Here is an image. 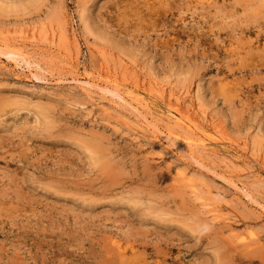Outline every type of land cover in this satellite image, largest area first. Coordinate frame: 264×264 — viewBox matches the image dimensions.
Listing matches in <instances>:
<instances>
[{
  "label": "rangeland",
  "instance_id": "1",
  "mask_svg": "<svg viewBox=\"0 0 264 264\" xmlns=\"http://www.w3.org/2000/svg\"><path fill=\"white\" fill-rule=\"evenodd\" d=\"M254 1L0 0V264H264Z\"/></svg>",
  "mask_w": 264,
  "mask_h": 264
},
{
  "label": "bare ground",
  "instance_id": "2",
  "mask_svg": "<svg viewBox=\"0 0 264 264\" xmlns=\"http://www.w3.org/2000/svg\"><path fill=\"white\" fill-rule=\"evenodd\" d=\"M240 1V0H239ZM249 1V0H248ZM256 1V0H255ZM254 1V2H255ZM260 1V0H259ZM251 2V1H250ZM260 2H262V0L260 1ZM258 4H259V2H258ZM257 4V5H258ZM262 4V3H261ZM251 5H253L252 3H251ZM245 6V5H244ZM249 6H250V4H249ZM254 6H255V4H254ZM263 6V5H262ZM246 7H247V4H246ZM251 7V6H250ZM258 8H259V6H258ZM262 9H263V7H262ZM0 54H2V55H5V56H7V58H9V59H11V60H13L14 61V65L15 66H19V67H21V68H28V69H30L31 70V67L33 68V65H31V63H30V61L28 60V58L27 57H25V56H23V55H21V54H19V53H16V52H14L13 50H5V49H0ZM10 60V61H11ZM76 77H78V76H76ZM83 77V76H82ZM73 79V78H72ZM75 79V78H74ZM82 79H84V78H82ZM82 79L80 80L79 78H76L75 80L77 81V82H81L82 81ZM74 81V80H73ZM56 82H59V81H57L56 80ZM83 83V82H82ZM85 83V82H84ZM88 85V84H87ZM87 85H86V87H87ZM88 86H90V85H88ZM101 86V85H100ZM90 89V88H89ZM100 89V88H99ZM102 89V88H101ZM108 90V89H107ZM103 91V90H102ZM106 91V90H105ZM104 92V91H103ZM134 92V93H133ZM132 93L133 94H135L136 96H137V98L140 100V101H145L146 102V104H151V106H152V109H155L156 111H158L159 110V108H158V102L157 101H154V100H152V97H150V95H143V97L140 95L141 93L138 91V90H135V91H133ZM107 93H108V91H107ZM110 93V92H109ZM118 93V92H117ZM116 93V94H117ZM114 94V93H113ZM111 95H112V93H111ZM119 95V94H118ZM117 95V96H118ZM122 95V94H121ZM121 95H119V96H121ZM118 96V97H119ZM121 99H122V97H120ZM124 99H125V97H124ZM126 100V99H125ZM128 100V99H127ZM133 100V99H132ZM132 100H130L129 101V103L128 104H130V105H132V106H134V104L132 103ZM152 100V101H151ZM138 101V100H137ZM125 102V101H124ZM126 102H128V101H126ZM131 106V107H132ZM137 107V106H136ZM138 108V107H137ZM136 108V109H137ZM132 109H133V107H132ZM137 110H139V108L137 109ZM165 112H163V114L162 115H166V117L167 118H169V120H170V122L172 121V122H182V123H186V121L184 120V116H182V114L181 113H178V112H176V111H174V110H171L170 108L169 109H166V110H164ZM142 113V112H141ZM138 114H139V112H138ZM145 118V117H144ZM147 122V121H146ZM189 125H191V124H189ZM159 127V126H158ZM160 129V128H159ZM161 130V129H160ZM159 132H161V131H159ZM158 133V132H157ZM162 133H164V131L162 130ZM172 133H168V134H166L167 136H169V135H171ZM163 136H165L164 134H162ZM163 136H161V137H163ZM200 138H201V140L202 141H205V142H211L210 144H213V145H217V143H218V141H217V139L216 138H214L213 136H210V135H206V134H204V136H199ZM167 137H165V139H166ZM173 138V137H172ZM163 139V138H162ZM167 139H169V137L167 138ZM166 139V140H167ZM171 139V138H170ZM176 139H177V136H176ZM184 140V139H183ZM170 141V140H169ZM180 141V140H179ZM171 142V141H170ZM184 142H186L185 140H184ZM164 143V142H163ZM179 143V142H178ZM172 144H173V142H172ZM185 149V148H184ZM184 149H181V150H184ZM180 150V153L182 154L184 151H181ZM183 155H185L184 153H183ZM189 155V154H188ZM191 155V154H190ZM186 156H187V154H186ZM188 185L190 184V183H187ZM195 184V183H194ZM196 185V184H195ZM236 185V184H235ZM191 186V185H190ZM238 186V185H237ZM237 188H239V187H237ZM244 188V187H243ZM194 190V189H193ZM243 190V189H242ZM195 191V190H194ZM244 191V190H243ZM202 195V194H201ZM201 196H199V198H200ZM210 202V201H209ZM209 202H203V205H207V206H211V204L209 203ZM207 211L208 212H213V216H215L216 218H218V217H220L221 215H223L222 213H221V211L219 210V209H217V207H211V208H209V209H207ZM199 218H201V217H199ZM196 228H198V227H196ZM236 236V235H235ZM237 237V236H236ZM254 237V234H251V237H247V236H242V238L241 239H243V241L241 242V245H244L245 247H247L248 249L249 248H252V246L255 244V242L252 240V238ZM235 244H237V242L235 243ZM261 245V244H260ZM119 246V249L122 247L121 245H118ZM258 246V245H257ZM257 248V247H256ZM248 249H246V250H248ZM124 250V249H123ZM238 250V249H237ZM131 251H136V250H131ZM253 251V250H252ZM254 252V251H253ZM127 253V252H126ZM132 253V252H131ZM136 254H137V251L135 252ZM128 254H130V252L128 253ZM124 255V254H123ZM133 256H135L133 259H134V261L136 260L135 258H137L136 257V255L134 254V252H133V255H132V257ZM140 256V255H139ZM130 258V257H129ZM141 258V257H140ZM129 262H131V261H129ZM135 263V262H134Z\"/></svg>",
  "mask_w": 264,
  "mask_h": 264
}]
</instances>
